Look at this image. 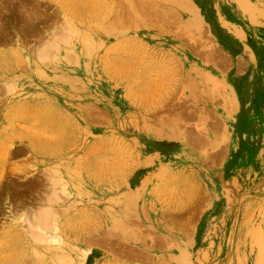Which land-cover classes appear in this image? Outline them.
<instances>
[{"label": "rangeland", "instance_id": "rangeland-1", "mask_svg": "<svg viewBox=\"0 0 264 264\" xmlns=\"http://www.w3.org/2000/svg\"><path fill=\"white\" fill-rule=\"evenodd\" d=\"M218 18L264 53V0H0V112L33 98L25 141L47 157L0 180V264H86L102 220L153 241L146 194L173 236L208 242L199 264H264V155L228 145L227 85L210 73L234 55ZM142 147L180 168L204 158L209 211H176L190 183L170 164L135 187Z\"/></svg>", "mask_w": 264, "mask_h": 264}, {"label": "crops", "instance_id": "crops-1", "mask_svg": "<svg viewBox=\"0 0 264 264\" xmlns=\"http://www.w3.org/2000/svg\"><path fill=\"white\" fill-rule=\"evenodd\" d=\"M218 22L227 33V51L234 55L225 70L210 73L213 77L223 79L227 85L226 112L223 115L228 122V145L236 149L244 144L264 155V53L260 55L252 46L248 39L251 35L238 22L228 20V26H224L219 18ZM261 44L264 49V41ZM237 47H242L239 53H236ZM6 53L8 52L0 50L1 55ZM6 100L8 103L3 105L0 112V180L17 177L21 170L29 169L32 164L41 168L42 161L47 158L40 148H32L25 141L28 122H31L33 98H4ZM34 148L35 151L32 150ZM141 149L144 151L137 158L135 187L139 188L147 178L160 175L162 167L170 164L175 175L184 174L190 183L183 188L181 197L173 202L176 211L191 210L205 197L203 183L207 164L204 158H190L180 168L174 166L179 164L176 158L168 157L162 151L152 147ZM182 149L180 147L181 151ZM29 154L34 156L31 161L27 158ZM260 162V159H256L254 164L258 166ZM4 165L6 171L2 176L1 169ZM261 171L264 172V168ZM145 197L138 199L137 212L142 218L144 228L156 230L155 239L149 241L146 236L134 234V230L127 231L118 222L111 221L115 225L112 227L113 224L109 223L108 226V222L102 220L98 227V246L86 250V264H199L203 261V253L208 251V242H204L203 238L197 240V237L189 236L187 231L181 236H173L170 222L163 218L166 209L159 204L161 196L158 200H153V208L150 195L146 194ZM210 207L208 201L202 200L200 213L208 212ZM179 227L191 229L194 233L199 224L184 221ZM85 234L86 231L81 239L89 242L90 238Z\"/></svg>", "mask_w": 264, "mask_h": 264}]
</instances>
